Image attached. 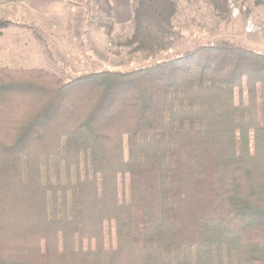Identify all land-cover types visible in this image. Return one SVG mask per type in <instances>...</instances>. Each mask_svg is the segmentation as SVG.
<instances>
[{
  "label": "trees",
  "instance_id": "16d2710c",
  "mask_svg": "<svg viewBox=\"0 0 264 264\" xmlns=\"http://www.w3.org/2000/svg\"><path fill=\"white\" fill-rule=\"evenodd\" d=\"M132 13L128 46L173 45L176 0ZM0 264H264V54L220 40L68 82L0 68Z\"/></svg>",
  "mask_w": 264,
  "mask_h": 264
},
{
  "label": "rangeland",
  "instance_id": "374dc122",
  "mask_svg": "<svg viewBox=\"0 0 264 264\" xmlns=\"http://www.w3.org/2000/svg\"><path fill=\"white\" fill-rule=\"evenodd\" d=\"M66 1L63 15L39 18L16 0H0V68L40 69L68 82L92 72L143 68L220 40L264 54L261 0H229L228 11L222 13L210 0H176L172 24L177 38L168 50L154 55L127 45L134 33L135 0H126L125 15L118 19L115 10L114 18H107L96 0ZM111 22L114 27L109 33ZM105 233L106 246L114 247V225L107 224ZM88 247L85 242L83 248Z\"/></svg>",
  "mask_w": 264,
  "mask_h": 264
},
{
  "label": "crops",
  "instance_id": "0c3cea01",
  "mask_svg": "<svg viewBox=\"0 0 264 264\" xmlns=\"http://www.w3.org/2000/svg\"><path fill=\"white\" fill-rule=\"evenodd\" d=\"M18 5L29 13L41 18L44 15L56 16L63 15L66 0H16ZM264 3V0H261ZM113 8L115 10V18H123L125 9L127 7L126 0H112ZM1 53H4L3 50ZM21 54V53H19ZM4 57V55L2 56ZM6 58V57H5ZM15 58V57H14ZM8 67V66H5Z\"/></svg>",
  "mask_w": 264,
  "mask_h": 264
}]
</instances>
